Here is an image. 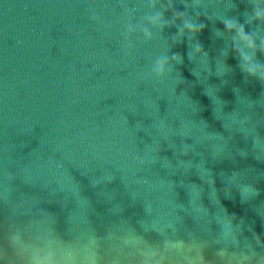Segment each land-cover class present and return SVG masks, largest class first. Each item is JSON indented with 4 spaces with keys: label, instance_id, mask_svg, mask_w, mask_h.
<instances>
[{
    "label": "clouds",
    "instance_id": "9594fccd",
    "mask_svg": "<svg viewBox=\"0 0 264 264\" xmlns=\"http://www.w3.org/2000/svg\"><path fill=\"white\" fill-rule=\"evenodd\" d=\"M237 24H238V21L237 22H233L231 20L224 21L225 28L228 29V30H231L232 28L236 27ZM186 27H188L189 29H192V30H202V27L203 26H201V29H195L194 25L187 24ZM238 34L242 38H244L245 40H248V38L245 36L243 25H240L239 26V28H238ZM248 46L249 47H253V45L251 44L250 41H248ZM243 58L244 59H247V57H243ZM247 71H248V73L250 75H255V68H248ZM260 80H261V83H264V76H261L260 77ZM249 193L258 196L260 194V190L259 189H252V188L245 189L244 194L247 195ZM224 228H225V231L227 233L231 229V221H228L226 223V225L224 226ZM256 239H257V242L259 243V237L258 236L256 237ZM169 243L171 244V247L172 248L177 249V250H182L185 247V241L182 240V239L176 240L174 242H166L165 243V247L166 248L169 246ZM193 247H198V246L195 243H193L189 247V251H191V248H193ZM218 255L223 256L224 255V252L221 251V252L218 253ZM185 259H190V258L189 257H185ZM197 259L199 261L203 262L205 258H204V256L202 254H199L198 257H197Z\"/></svg>",
    "mask_w": 264,
    "mask_h": 264
}]
</instances>
